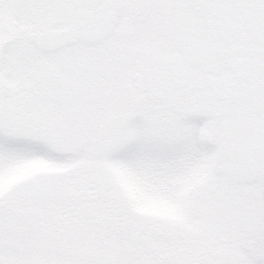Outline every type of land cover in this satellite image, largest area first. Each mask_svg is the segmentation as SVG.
Segmentation results:
<instances>
[{"label": "snow or ice", "instance_id": "obj_1", "mask_svg": "<svg viewBox=\"0 0 264 264\" xmlns=\"http://www.w3.org/2000/svg\"><path fill=\"white\" fill-rule=\"evenodd\" d=\"M0 264H264V0H0Z\"/></svg>", "mask_w": 264, "mask_h": 264}]
</instances>
